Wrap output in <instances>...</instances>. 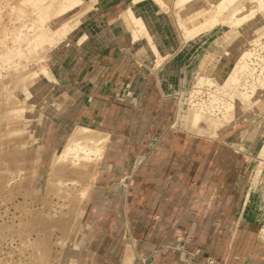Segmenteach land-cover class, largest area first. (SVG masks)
Masks as SVG:
<instances>
[{"label":"rangeland","instance_id":"1","mask_svg":"<svg viewBox=\"0 0 264 264\" xmlns=\"http://www.w3.org/2000/svg\"><path fill=\"white\" fill-rule=\"evenodd\" d=\"M241 2L0 0V264H78L95 232L88 227V215L109 136L100 126L78 119L86 104V83L72 90V80L85 43L110 31L101 16L112 3L124 4L117 28L125 22L133 35L130 52L146 68L158 70L172 58L163 54L161 64V51L150 48L153 36L171 31L165 21L178 25L183 37L175 46L176 59L161 70L173 105L160 106L158 111L164 112L157 118L161 113L154 104L146 110V120H175L173 132L204 140L210 149L202 151L206 164L230 160L222 155L228 146L240 152L244 169L234 191L237 216L253 219L258 248L264 251V0ZM198 25L208 29L186 36ZM222 68L226 76L219 78ZM180 106L188 111L182 120L177 117ZM190 114L208 116L211 130L190 120ZM72 139L100 141L58 160ZM242 194L244 204L239 202Z\"/></svg>","mask_w":264,"mask_h":264},{"label":"crops","instance_id":"2","mask_svg":"<svg viewBox=\"0 0 264 264\" xmlns=\"http://www.w3.org/2000/svg\"><path fill=\"white\" fill-rule=\"evenodd\" d=\"M112 5L101 16L110 31L85 43L73 69L72 90L86 83L78 119L109 136L88 215L95 232L78 264H264L253 219L237 216L240 152L228 146L230 160L206 164L204 140L173 132L175 120H146L154 104L157 118L173 105L161 70L176 57L158 70L142 65L125 22L117 28L124 4Z\"/></svg>","mask_w":264,"mask_h":264},{"label":"bare ground","instance_id":"3","mask_svg":"<svg viewBox=\"0 0 264 264\" xmlns=\"http://www.w3.org/2000/svg\"><path fill=\"white\" fill-rule=\"evenodd\" d=\"M184 1H186V0H184ZM188 1V0H187ZM239 1V3L242 1H244V3H247L248 4V2H249V0H238ZM241 2V3H242ZM185 3V2H184ZM188 3V2H187ZM243 4V3H242ZM183 5H185V4H183ZM182 5V6H183ZM246 5V4H245ZM181 6V5H180ZM234 7H235V5H234ZM233 7V8H234ZM237 7V6H236ZM239 7H237V9H238ZM237 9H234V10H237ZM251 9V8H250ZM236 12V11H235ZM137 13V16H138V19L139 20H141L142 19V15H138V12H136ZM139 17H141V18H139ZM160 18V15L159 16H157V20ZM143 21H145L144 19H142ZM141 20V21H142ZM137 22H138V20H136ZM140 21V22H141ZM166 24V26L167 27H170L171 28V31H169V33H168V35L167 34H164L163 32H160L158 35H155V36H153L154 37V41H153V43H152V47L150 48V49H152V53H154V52H158L159 50L161 51L160 52V60H161V64H162V60H165L164 58H163V54H167V55H170V57L172 56L173 57V55H174V52H175V46H177V44L180 42V39L183 37L182 35L181 36H179L178 35V33H180V31H178V25H174L172 22H171V20H167V21H165L164 23H163V25H165ZM162 25V24H161ZM160 26V25H159ZM177 31H176V30ZM194 30L193 31H191V33L189 32V33H187V35L186 36H193L196 32L197 33H200V32H203V31H205L206 29H208L206 26H202V25H198L196 28H193ZM188 30L189 29H187L186 31L188 32ZM138 31V30H137ZM136 31V32H137ZM137 33H139V34H141V32H137ZM137 35V34H136ZM135 35V36H136ZM173 36V37H176V38H178V40H177V42H176V39H174V38H172L171 36ZM139 37V36H138ZM137 38V37H136ZM141 38V37H140ZM222 38H224V37H221V38H219V39H217L216 41H215V43H214V45H213V47H212V49H213V53L215 52V48H217V47H219V44H221V41H222ZM165 39V40H164ZM228 39V38H227ZM138 40V39H137ZM163 40V41H162ZM179 45V44H178ZM180 46V45H179ZM215 47V48H214ZM179 48V47H178ZM226 48L224 47V49H222V50H225ZM243 54V53H242ZM246 54H248V53H246ZM245 54V55H246ZM212 55V54H211ZM244 55V54H243ZM249 56H251V55H249ZM169 57V58H170ZM241 57H243V56H241ZM168 58V59H169ZM206 58L207 57H205V59H204V61H202L203 63H202V66L205 64V61H207L206 60ZM226 69H224V68H222V70H221V74H220V77L219 78H224V76H226L225 74H224V71H225ZM228 78H229V76L227 77V79L226 80H228ZM225 80V79H224ZM201 82V80L199 81V83ZM197 87H198V84H197ZM189 101V100H188ZM87 103V102H86ZM237 104V103H236ZM102 106V105H101ZM84 108V107H83ZM182 108H184V107H181L180 106V109H179V112H178V114H177V117H178V119L179 118H181V120L182 119H184L186 116H184V114L186 115V114H188V111H186V112H183L181 109ZM79 110V109H78ZM181 112L183 113V115L181 114ZM181 116V117H180ZM189 116H191V117H189V119L190 120H192L193 122H197V125H199L201 128H203L205 131H207V132H209L211 129L209 128V126L207 125L208 123H207V120H208V116L207 117H204V118H202L201 116H198V115H189ZM206 116V115H205ZM206 120V121H205ZM86 122H88L87 120H86ZM85 122V123H86ZM84 123V124H85ZM85 128H86V126H85ZM88 128V127H87ZM86 141H90V139H86ZM100 140H95V139H93L92 140V144H86V143H84V144H81L80 143V141L78 140V139H72V141L69 143V141L67 142V143H69L68 145H66V147H64L65 149H63L62 151H60L59 152V154L61 155V157H59V154L58 153H56V156H58L57 158H58V160L59 159H63V158H66L64 155H69V154H74V153H77V151L82 147V146H84V148H86V146H87V148L85 149V151L88 149V148H90V147H88V146H90L91 145V147L93 146V147H97V146H99V145H97L98 144V142H99ZM91 149V148H90ZM96 149V148H95ZM93 150V149H92ZM99 150V149H98ZM97 150V151H98ZM79 152V151H78ZM86 153V152H85ZM55 154V153H54ZM58 154V155H57ZM56 158V159H57ZM69 158V157H68ZM64 160V159H63ZM73 172V171H72ZM62 173V172H61ZM71 174H73V173H71ZM76 174H77V172H76ZM83 174V173H82ZM74 175V174H73ZM89 175V173H85L84 174V176H88ZM71 176V175H70ZM74 177V176H73ZM84 180V182H85V179H83ZM88 180V179H87ZM95 181V180H94ZM192 264V263H191Z\"/></svg>","mask_w":264,"mask_h":264}]
</instances>
